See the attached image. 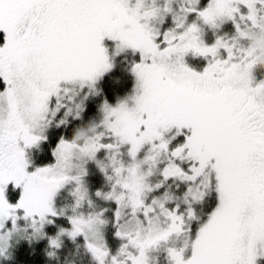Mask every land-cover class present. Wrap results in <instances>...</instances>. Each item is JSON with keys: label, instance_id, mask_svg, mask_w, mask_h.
I'll use <instances>...</instances> for the list:
<instances>
[{"label": "snow or ice", "instance_id": "1", "mask_svg": "<svg viewBox=\"0 0 264 264\" xmlns=\"http://www.w3.org/2000/svg\"><path fill=\"white\" fill-rule=\"evenodd\" d=\"M0 264H264V0H0Z\"/></svg>", "mask_w": 264, "mask_h": 264}]
</instances>
